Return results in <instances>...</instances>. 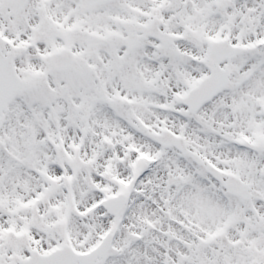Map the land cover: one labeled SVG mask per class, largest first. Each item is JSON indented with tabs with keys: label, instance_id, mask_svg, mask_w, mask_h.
<instances>
[{
	"label": "snow or ice",
	"instance_id": "obj_1",
	"mask_svg": "<svg viewBox=\"0 0 264 264\" xmlns=\"http://www.w3.org/2000/svg\"><path fill=\"white\" fill-rule=\"evenodd\" d=\"M0 264H264V0H0Z\"/></svg>",
	"mask_w": 264,
	"mask_h": 264
}]
</instances>
